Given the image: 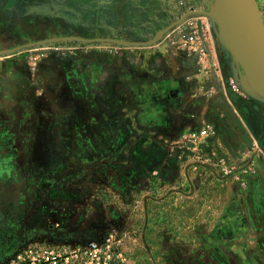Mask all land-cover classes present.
<instances>
[{"label": "rangeland", "instance_id": "374dc122", "mask_svg": "<svg viewBox=\"0 0 264 264\" xmlns=\"http://www.w3.org/2000/svg\"><path fill=\"white\" fill-rule=\"evenodd\" d=\"M255 1L264 23V2ZM62 6L66 4L61 0H0V35L16 40L17 22L32 33L55 31L60 12L56 10ZM40 8L43 11H34ZM160 14L164 15L159 21L161 35L158 30L136 40L119 35V40L105 41L104 51L113 57L115 41L123 51L116 56L149 57L154 69L179 77L190 98L188 131L180 135L169 131L170 137L152 132L150 137L167 143L162 149L169 158L151 168L135 163V147L128 143L136 135L132 131L116 147L93 142L82 160L42 197L35 189L27 193L21 179L5 190L6 180L0 177V264H11L35 239L79 250L110 234L120 240L118 250L126 258L116 264H264V94L255 89L236 57L239 35L218 14L217 0H167ZM186 33L196 35L197 43L187 42ZM130 42L140 43L136 52L127 46ZM240 45L237 49L245 54ZM75 47L81 57L82 46ZM14 125L16 134L31 143V131H24L21 123ZM207 126L212 127L211 134L198 143L199 132ZM217 141L237 171L253 165L255 173L247 187L223 175L214 156L221 153ZM11 153L19 154L16 149ZM22 154L26 162L10 166L21 168L24 181L30 183V148ZM42 199L65 210L71 202L76 206L84 202L86 218L103 214L107 222H72L63 217L58 222H15L24 204L32 207ZM137 202L139 210L133 208Z\"/></svg>", "mask_w": 264, "mask_h": 264}, {"label": "crops", "instance_id": "0c3cea01", "mask_svg": "<svg viewBox=\"0 0 264 264\" xmlns=\"http://www.w3.org/2000/svg\"><path fill=\"white\" fill-rule=\"evenodd\" d=\"M61 1L66 7L56 10L60 12L55 31L32 33L17 22L16 40L0 35V177L6 180L5 190L21 179L27 193L39 191L42 197L65 178L67 169L82 160L93 142L116 147L125 141L123 135L128 131L136 133L128 141L135 147V163L151 168L169 155L162 149L167 143L161 144L160 137L157 141L150 134L157 130L170 137L169 131L180 135L189 129L185 118L191 111L187 107L190 98L179 77L154 69L149 57L116 56L123 51L114 41V56L104 51L105 41L119 40V35L136 40L160 32L159 21L164 16L160 12L167 0ZM80 45L82 56L78 57L75 46ZM139 45L130 42L127 46L136 52ZM15 122L31 131V143L16 134ZM215 144L219 152L227 153L220 141ZM26 148L31 153L27 160L33 175L30 183L24 181L21 168L10 166L26 162L22 157ZM13 149L19 154L11 153ZM170 160L173 158L167 160L164 178L170 173ZM51 202L42 199L32 207L24 204L15 222H58L61 217L72 222H107L103 214L86 218L84 202L77 206L71 202L66 210ZM140 207L139 202L133 206Z\"/></svg>", "mask_w": 264, "mask_h": 264}, {"label": "built area", "instance_id": "2783aa9c", "mask_svg": "<svg viewBox=\"0 0 264 264\" xmlns=\"http://www.w3.org/2000/svg\"><path fill=\"white\" fill-rule=\"evenodd\" d=\"M183 38L192 44L197 43L198 37L194 34H183ZM212 132V127H204L200 132L197 141H203ZM196 141V142H197ZM220 153V152H219ZM218 154V153H217ZM214 156L221 166L224 176L233 178L234 181L243 187L248 186L249 178L255 173L253 165L244 167L237 171L235 165L228 157L220 153V157ZM120 240L116 235L102 237L99 240L89 242L84 248L79 250L71 249L62 244H56L45 238L35 239L25 245L18 254L15 255L11 264H116L126 261V258L118 245Z\"/></svg>", "mask_w": 264, "mask_h": 264}, {"label": "water", "instance_id": "95a60500", "mask_svg": "<svg viewBox=\"0 0 264 264\" xmlns=\"http://www.w3.org/2000/svg\"><path fill=\"white\" fill-rule=\"evenodd\" d=\"M217 4L220 10L223 12V14L231 22H233L235 25L239 26L242 29L246 37L245 41L250 47L253 55L256 56L259 59V61L264 63V23L259 14L256 1L255 0H240V1L217 0ZM229 26L235 30L234 26L232 25ZM162 33L163 32H159L158 35H161ZM246 33H248V36ZM236 46L237 45L235 44L234 50L236 52V57L240 61L242 67L247 72H249V75L251 76V80H252L253 67L249 53L246 51L244 47L241 46L243 53H245L242 54L241 50L237 49ZM258 92L263 93L261 91Z\"/></svg>", "mask_w": 264, "mask_h": 264}, {"label": "bare ground", "instance_id": "6f19581e", "mask_svg": "<svg viewBox=\"0 0 264 264\" xmlns=\"http://www.w3.org/2000/svg\"><path fill=\"white\" fill-rule=\"evenodd\" d=\"M238 1H240V0H238ZM218 14L221 16V18L224 20V23H228L229 25H232V26H234V28H235V30H236V32H237V35H239V38L238 39H240V43H241V45L240 46H242V47H244L245 49H246V51L249 53V56H250V60L252 61V67H253V77H252V82H253V84H254V87H255V89L257 90V91H261V92H263L264 93V63H262L261 61H259V59L256 57V56H254L253 55V53H252V51H251V49H250V47L248 46V44H247V42L245 41L246 39V37H245V35H244V33H243V31H242V29L239 27V26H237V25H235L233 22H231L224 14H223V12L220 10V8H219V6H218ZM226 21V22H225ZM221 24V23H220ZM228 25V26H229ZM223 26V25H222ZM229 28V27H228ZM223 30H224V27H223ZM227 30V29H226ZM230 31H231V28H230ZM233 32H235L234 31V29H233ZM224 33H225V35H226V33H228V32H225L224 31ZM232 33V32H231ZM247 34V36H248V33H246ZM230 37V36H229ZM228 38V37H227ZM231 38V37H230ZM233 39H235V37H234V35H233ZM231 39H229V41H230ZM234 43V42H233ZM239 43V44H240ZM235 44V43H234ZM239 44H237V45H239ZM239 46V47H240Z\"/></svg>", "mask_w": 264, "mask_h": 264}, {"label": "flooded vegetation", "instance_id": "af4514ba", "mask_svg": "<svg viewBox=\"0 0 264 264\" xmlns=\"http://www.w3.org/2000/svg\"><path fill=\"white\" fill-rule=\"evenodd\" d=\"M72 51V50H71ZM73 52V51H72ZM76 54V53H75Z\"/></svg>", "mask_w": 264, "mask_h": 264}]
</instances>
